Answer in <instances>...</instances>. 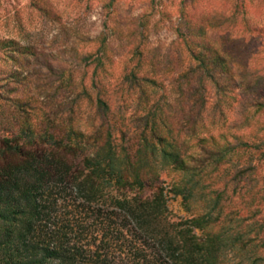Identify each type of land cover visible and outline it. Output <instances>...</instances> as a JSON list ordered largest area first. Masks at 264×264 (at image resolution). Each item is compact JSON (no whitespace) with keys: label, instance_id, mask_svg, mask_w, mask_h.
Segmentation results:
<instances>
[{"label":"rangeland","instance_id":"1","mask_svg":"<svg viewBox=\"0 0 264 264\" xmlns=\"http://www.w3.org/2000/svg\"><path fill=\"white\" fill-rule=\"evenodd\" d=\"M245 20L264 29V0H0V136L92 155L111 132L182 189L177 219L209 216L222 264H264V32Z\"/></svg>","mask_w":264,"mask_h":264},{"label":"trees","instance_id":"2","mask_svg":"<svg viewBox=\"0 0 264 264\" xmlns=\"http://www.w3.org/2000/svg\"><path fill=\"white\" fill-rule=\"evenodd\" d=\"M22 139L0 136V264H222L209 216L177 219L170 192L182 189L111 132L92 155L72 139Z\"/></svg>","mask_w":264,"mask_h":264}]
</instances>
